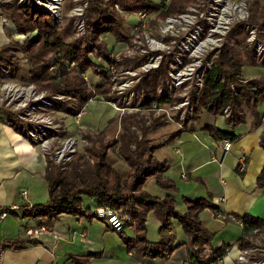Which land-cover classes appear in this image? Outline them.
Instances as JSON below:
<instances>
[{"label": "trees", "instance_id": "trees-1", "mask_svg": "<svg viewBox=\"0 0 264 264\" xmlns=\"http://www.w3.org/2000/svg\"><path fill=\"white\" fill-rule=\"evenodd\" d=\"M203 0H171L168 5L155 3L151 0H107L101 5L98 0H89L85 12V34L80 40L67 41L66 32L61 31L53 21L52 16L45 11H37L19 7L4 6L8 18L23 34L35 33L23 45L12 42L0 47V64L8 67L12 76H17L23 68L20 66L18 53L27 60L26 73L29 82L48 96L65 95L73 116H76L95 96L106 101L113 100L111 94L110 67L130 65L132 60L120 62L109 49L103 37L110 35L116 43L129 44L132 38L128 35L126 15L145 13L157 14L159 18L180 17L191 7H198ZM120 9V11L117 9ZM248 23L264 33V5L260 0H252ZM96 15V16H94ZM244 29L241 35L246 36ZM246 39V37H245ZM243 51V53H242ZM97 61H94V59ZM141 60V59H139ZM99 62V63H97ZM107 64V67L106 65ZM103 64V65H102ZM244 66H260L247 47L235 49L224 43L218 50L215 62L205 70L202 87L192 98L193 113L191 119L180 130L171 133L163 142L152 145L148 135L163 126L153 122L141 129L138 115L121 119L123 133L118 139L108 141L100 146L88 147L83 155L66 166H57L47 158L46 181L48 183L49 199L44 204L32 207L25 206L24 217L41 220L40 226L50 229L64 215L84 217L87 220L96 219L92 211L99 207H110L129 214L135 221L134 236H128L126 229L119 232L128 251L137 259H168L180 245L175 246L173 221L183 228L188 241L185 243L188 251V261L192 264H221L218 259L224 258L233 248L223 245L214 252V257L204 261L205 248L212 244L215 233L209 231L201 220V214L210 210L215 216L220 214L218 206L208 199H183L186 206L184 213L176 210L175 195L179 189L175 182L165 173L168 166L161 163L155 153L173 143L184 132H194L195 124L200 121L203 112L214 116H224L229 108L231 113L225 117L226 123L233 127L244 123L245 113L240 109L247 106L258 125L264 123V118L258 112L259 104L264 99V80L242 77ZM92 72L104 80L103 84L92 87L86 79V73ZM168 66L162 65L145 75L143 87H149L156 93L159 87L166 85ZM166 88V86H165ZM156 101V100H155ZM154 100L151 103L155 102ZM157 106L171 104V98L162 97L156 101ZM153 106V105H151ZM151 108V107H150ZM11 126L19 133L17 118L12 113L4 112ZM136 130L141 133L138 134ZM216 141L236 142L238 137L221 131L215 126L204 128ZM264 149V135L261 140ZM118 150L120 158L128 167L122 172L114 166L110 152ZM245 169L237 167V174L244 177ZM164 192L157 196L146 190L150 182ZM257 188L264 189V170L257 179ZM93 200V204H87ZM94 208V209H93ZM154 214L160 221L161 240L157 243L147 238V222L149 214ZM223 222L228 223L229 216L222 215ZM242 228L240 250L244 253L253 248L252 240L264 232V220L246 215L235 217ZM36 240H10L3 246L4 250L21 251L28 246L38 245ZM91 257H72L74 264H91ZM258 258H253L251 263Z\"/></svg>", "mask_w": 264, "mask_h": 264}, {"label": "rangeland", "instance_id": "rangeland-1", "mask_svg": "<svg viewBox=\"0 0 264 264\" xmlns=\"http://www.w3.org/2000/svg\"><path fill=\"white\" fill-rule=\"evenodd\" d=\"M19 1L0 2V16H7L4 8L6 5H18L26 9L51 13L48 7H44L45 4L49 6L51 0H29L33 8L28 5L20 6ZM98 1L101 5H104L107 0ZM151 1L159 3V0ZM251 3L252 0H203L198 7L189 8L188 12L180 17L170 16L161 19L157 14L148 15L143 20V23H146L144 28H138L142 18L138 13L126 15L127 31L128 35L133 37L132 42L119 44L113 40L112 43L108 42V44L105 37H103V40L108 44L117 60L124 63L127 59L132 60V62L130 65L115 66L122 71V78L116 84L117 87L111 81L113 100L106 101L100 96H95L82 109L84 113L81 118L77 117L81 111L76 116L70 114L73 113V110L69 105L66 106L69 101L67 96L50 97L46 92L39 91L35 85L29 82L26 73L27 60L22 57L21 53H18V57L21 59L20 66L23 70L17 76L13 77L10 69L0 64V110L15 115L18 120L17 125L20 134L29 142L30 140L25 132H45L42 140L37 141L35 145L39 146L44 155L49 157L57 166L64 167L71 163L75 156L83 155L88 147H97L108 141L118 139L120 134L123 133L121 119L125 116L138 115L137 120L140 121V126H137V128L139 129L144 125L150 126L153 122L163 124L161 128L148 135L152 145H158L171 135L169 132L180 130L191 119L193 113L191 101L202 87L203 72L213 66L218 50L224 43H228L235 49L242 50V47H247L259 63L260 67L258 68H264V54L259 55L258 47H256L258 42L264 44V33L248 23ZM88 6L89 0H60L56 14H50L59 29L66 32L67 41L83 38L85 34L84 15ZM117 9L120 11L118 7ZM224 12H228V15L225 17L227 19L226 28L224 27L225 29L222 30L219 29V25L221 19L224 18ZM170 21H173V23H170ZM82 23L84 29H80ZM14 26L15 29H10V32L5 30L8 38L6 45L13 41L23 45L29 37L36 35V32L20 33L15 24ZM243 29L247 34H245L246 36L241 35ZM12 30L14 32L11 33ZM252 31L255 35L254 40L251 38ZM153 41L154 46L160 48L161 45L162 47L160 51L154 52V54H152L153 51L147 48ZM209 41H212V43L209 44ZM157 43L160 45H157ZM204 44H206V47ZM143 50L146 51V54L143 53ZM151 59L153 60L151 61ZM94 61L97 60L94 59ZM164 64L168 66L166 88L165 86L159 87L158 91L154 93L151 88L143 87L142 83L145 75ZM104 65L107 67V64L104 63ZM249 67V70H246L248 71L247 74L252 69H257L256 66ZM181 73H190L186 80L181 81L182 83L176 77ZM184 78L182 77V79ZM86 79L92 87L104 83L102 78L92 72L86 73ZM121 87L122 92H120ZM12 89L14 91L10 92ZM165 94H168L167 98H171L172 103L157 106L156 101L166 97ZM153 100L156 101L151 103ZM184 103L186 104L183 105ZM240 109L245 113V119L250 117L251 113L247 106L242 105ZM46 121H50L51 124H47ZM136 132L141 133L139 130H136ZM66 144H72L75 147V152L70 160L57 163L56 154ZM169 145L167 146L170 148V153H173V146ZM110 157L117 169L122 172L128 171V167L120 158L118 150L110 152ZM152 219V216H150L147 224V238L149 240L161 236L160 227L155 226ZM227 225L230 226L226 227L223 224H211V227L209 226L215 236L207 250L213 252L214 249L220 248L224 243L233 245L240 240L242 228L237 223ZM108 230L115 235L104 239L111 248L100 257L99 260L103 261L101 264H114L112 260L114 250L112 248L117 240L126 246L118 232ZM174 230L177 231L180 240H184V237L188 238L179 223L176 224ZM128 234L132 235L129 231ZM252 243L253 248L247 253L240 250V244L234 245L224 258L218 259V263L252 264L251 260L258 258L253 264H264V232L254 238ZM235 249L238 251V255L234 257L231 253ZM125 250L127 254V248ZM124 255L122 253V256ZM93 258L97 257H91L90 260ZM168 259L170 260V257ZM169 264H171V260ZM187 264L192 263L188 261Z\"/></svg>", "mask_w": 264, "mask_h": 264}, {"label": "crops", "instance_id": "crops-1", "mask_svg": "<svg viewBox=\"0 0 264 264\" xmlns=\"http://www.w3.org/2000/svg\"><path fill=\"white\" fill-rule=\"evenodd\" d=\"M260 2L264 5V0ZM6 29L0 22V47L7 44ZM105 39L107 43L115 40L110 35L105 36ZM258 67L260 66H256L257 69H252L247 74L246 70L250 67L244 66L242 76L247 80H264V68ZM258 112L260 117L264 118V99L259 104ZM11 125L7 116L0 110V250L3 251L0 264H74L73 256L87 257L93 254L99 257L90 260L91 264H101L103 261L99 260L100 257L111 248L104 239L115 234L97 219L87 220L84 217L64 215L53 227L56 236L53 233H44L37 238L27 235L30 228L40 226L41 220L24 217L23 207L44 204L49 199L46 181L47 158L39 146L29 142ZM207 126H215L238 137L236 142H231L230 152L225 153L222 150L223 142L216 141L204 130ZM172 132L175 131L169 133ZM263 135L264 123L258 125L252 115L246 117L244 123L233 127L226 123L224 116L203 112L200 121L195 124L194 132H184L169 145L173 146V153H170L168 146L158 150L155 153L156 158L168 166L164 176L173 180L179 189V193L175 195L177 212L186 211L184 198H211L213 204L218 206L220 214L216 217L210 210L201 214L204 226L211 232V224H223L226 227L232 223L239 225L232 220L235 217L252 215L264 220V189L257 188L258 176L264 170V149L261 147ZM241 157L247 160L244 177L236 172ZM146 190L154 195L164 196V192L154 181L149 183ZM24 192H27L25 197ZM87 202L94 203L93 200ZM14 206L20 209L11 211ZM3 213L7 214L6 218L2 217ZM222 215H228L229 221H232L224 223ZM150 216L154 225L160 227L161 223L154 214H149L148 221ZM176 224L178 222L173 221L174 229ZM128 231L132 235H129ZM125 232L131 237L134 236V228H127ZM82 234L86 237L83 238ZM174 235V245H180V248L170 257L171 264H187L188 251L185 243L188 238L180 240L176 230ZM10 240H36L39 244L28 246L21 251L4 250L3 246ZM160 240L161 236L150 239L154 243ZM239 244L240 240L230 246ZM126 248L120 241L115 242L112 248L114 264L170 263L169 259L164 261L159 258L139 260L129 251L126 254ZM207 248L204 261L212 259L217 250L212 252ZM237 252L236 249L233 250L232 256H237ZM122 253L125 255L122 256Z\"/></svg>", "mask_w": 264, "mask_h": 264}, {"label": "built area", "instance_id": "built-area-1", "mask_svg": "<svg viewBox=\"0 0 264 264\" xmlns=\"http://www.w3.org/2000/svg\"><path fill=\"white\" fill-rule=\"evenodd\" d=\"M7 1L8 0H0V2H7ZM51 1L49 2V4H50L49 6L45 4L44 7H48V9L51 11L50 14L54 15L57 12V8H58V5L60 4V0H57L56 6H53V5L51 6ZM170 1L171 0H159V2H161V3L163 2L166 5H168L170 3ZM19 5L20 6L28 5L30 8H33L30 5V1L29 0H20L19 1ZM51 7H52V9H50ZM138 14H139V16H142L138 28L146 27V23H143V20L148 15L145 14V13H138ZM81 15H82V13H81ZM0 19H1L2 24L4 25V28H7L6 31L10 32L9 31L10 29H13V30L15 29L14 24L12 23V21L7 16L1 15ZM170 23H173V21H170ZM80 29H84L83 23L80 26ZM13 30L11 31V33L14 32ZM140 30H142V29H140ZM251 34H252L251 38L254 40L255 39L254 31H252ZM22 36H25V35H22ZM157 45H160V44L157 43ZM256 47H258V51L260 53L259 55L264 54V44H259V42H258ZM147 48L149 50L153 51L152 54H154V52L160 51L162 47H161V45H160V48H159V47L154 46L153 44H150ZM143 53L146 54V51L143 50ZM152 60L153 59H151V61ZM209 68H211V67H209ZM150 69H149V71H150ZM109 70H110V73H111V81L117 87L118 85H116V84H118L119 83V79L122 78V71L118 70L115 66H111ZM204 73H205V71L203 72V75H202V81H203ZM181 74L185 75L183 73H181ZM181 74H178V75H181ZM189 76H190V73H188V75L184 79H182L181 76L180 77L176 76V77H177V80H179L180 83H182L181 81L186 80V78L189 77ZM121 89H122V87L120 88V92H122ZM13 91H14L13 89L10 90V92H13ZM165 96L168 97V94H165ZM185 104L186 103H184L183 105H185ZM83 113L84 112L81 111L77 115V117L81 118ZM230 113H231V110L229 108H227L225 110L224 117H228L230 115ZM46 123L49 124V125L51 124L50 121H46ZM25 135L27 136V138L30 140L31 143L35 144V143H37V141H39V140L41 141L42 140L43 136H45V132L42 131L41 133H37V132L34 133V132H31V131H28L27 133L25 132ZM45 144H46V142H45ZM45 144H44V146H45ZM231 148H232V143L230 141L227 140V141L223 142L222 150L225 153L230 152ZM74 152H75V147L72 144H66V146H64L61 151L57 152V154H56V162L57 163L58 162H62V161L66 162V161L70 160L71 157H72V154ZM246 162H247L246 158L245 157H241V162L238 165V166H240V170L242 168L241 171H243L245 169ZM23 195H24V197L27 196V192H24ZM29 207H32V206H29ZM19 209H20V207L14 206L10 210L11 211H16V210H19ZM92 214L95 216V218L97 220L101 221L108 229H111V230H113L115 232H118V233L124 231L127 227H133L135 225L134 219L129 214L117 211V210H115L113 208H110V207H99V208H96V209L93 210ZM2 217L6 218L7 214L3 213ZM232 220H235V219L232 218ZM44 233H53V235L56 236V232L53 230V228L50 229V228H48L46 226L33 227V228H30L27 231V235L29 237H31V238H37L41 234H44ZM81 236L83 238L86 237L85 234H82ZM2 259H3V251L0 250V263L2 262Z\"/></svg>", "mask_w": 264, "mask_h": 264}, {"label": "bare ground", "instance_id": "bare-ground-1", "mask_svg": "<svg viewBox=\"0 0 264 264\" xmlns=\"http://www.w3.org/2000/svg\"><path fill=\"white\" fill-rule=\"evenodd\" d=\"M56 4H57V0H52V1H51V6H52V5H53V6H56ZM50 9H52V7H51ZM227 11H228V10H227ZM223 15H224V16H223L224 18L221 19V22H220V25H219V29H222V30L226 28V25H225V24H226V19H225V17L228 15V12H224ZM186 19H187V17H186ZM224 27H225V28H224ZM208 43L210 44V43H212V41H209ZM151 44L154 45V41H153ZM204 46L206 47V44H204ZM187 75H188V74H185V75H182V74H181V75H177V77H180V76H181V77H186Z\"/></svg>", "mask_w": 264, "mask_h": 264}]
</instances>
